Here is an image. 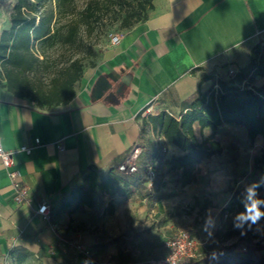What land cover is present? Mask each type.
<instances>
[{
    "label": "crops",
    "instance_id": "1",
    "mask_svg": "<svg viewBox=\"0 0 264 264\" xmlns=\"http://www.w3.org/2000/svg\"><path fill=\"white\" fill-rule=\"evenodd\" d=\"M152 5L118 45L109 42L66 105L41 107L17 98L0 77V144L13 160L7 169L0 159V264H17L19 257L77 264L70 240L80 219L94 256L138 264L141 246L152 255L168 252L162 236L172 237L174 210L208 200L221 212L245 182L241 178L225 192L233 175L209 165L222 152L202 161L195 182L181 187L180 171H171L165 161L183 152L155 133L147 119L165 112L179 120L200 94L218 91L219 80H233L230 69L248 66L253 48L264 41V0H152ZM8 26L0 18V39ZM263 84L257 77L253 85ZM150 106L153 114L145 115ZM231 128L246 132L224 124L216 139ZM212 133L203 131L206 137ZM24 146L31 152L21 151ZM134 146L141 149L143 174L157 167L154 186L133 179L104 192L92 188L86 176L102 183L112 170L121 174L118 167ZM9 170L21 173L28 189L24 203L15 201ZM81 190L91 199L78 205ZM44 203L51 209L47 220L37 213Z\"/></svg>",
    "mask_w": 264,
    "mask_h": 264
},
{
    "label": "trees",
    "instance_id": "2",
    "mask_svg": "<svg viewBox=\"0 0 264 264\" xmlns=\"http://www.w3.org/2000/svg\"><path fill=\"white\" fill-rule=\"evenodd\" d=\"M14 1L10 27L3 31L0 39V65L3 68L0 77L4 81V87L15 97L30 98L41 107L68 104L74 98L76 85L84 74L79 61L60 69L48 91L41 88L33 89L28 74L46 67L49 63V57L44 50L48 44L57 41L64 44L74 42L80 32L87 33L103 20L102 9L96 5L97 3H91L80 10L75 0ZM148 3L147 13L142 15L143 11H139L135 19L130 21L126 17L123 28L129 30L144 21L153 8L152 0ZM257 77L264 78V41L253 48L248 66L240 69L233 80H219L218 91L212 89L200 94L179 120L165 112L148 117L147 124L152 126L153 131L162 136L168 144L176 146L183 152L181 157H172L165 161L171 171H180L177 182L181 187L195 182L198 165L202 161L223 152L221 142L216 139V131L224 124L244 127L251 143L259 136L264 138V84L253 85ZM196 127L200 129V136L196 135ZM205 129H211L213 133L206 137L203 134ZM253 165L260 178L248 181L233 192L229 204L222 210V215L229 218L223 234L226 239L238 237V242L250 250L263 251L264 218L251 227L245 225L244 229L234 226V217L243 211L242 201L245 189L249 185L259 183L257 194L258 197L264 198V147L254 158ZM149 169H153L157 175V167L152 165ZM149 169L146 175L141 169L137 175L122 172L117 174L112 170L102 183L90 175L86 176V180H91L92 188L97 187L101 192L120 184L129 186L133 179L147 187ZM76 197L79 199L78 205H83L91 199L90 195L82 190ZM168 255L169 249L166 257ZM212 257L214 259L210 264H264V254L244 260L231 258L230 251L225 253L223 248ZM23 260L25 259L19 257L17 262L21 263ZM159 260L161 259H157L153 264H158ZM200 263L197 256L194 259H184L179 264Z\"/></svg>",
    "mask_w": 264,
    "mask_h": 264
},
{
    "label": "rangeland",
    "instance_id": "3",
    "mask_svg": "<svg viewBox=\"0 0 264 264\" xmlns=\"http://www.w3.org/2000/svg\"><path fill=\"white\" fill-rule=\"evenodd\" d=\"M78 9L82 10L89 4L98 5L103 11V20L99 24H95L87 33L80 32L75 38L74 42L70 44L60 43L59 41L54 44H48L45 47L46 55L49 57L46 67H42L35 72L28 74V79L33 85V89L41 88L48 91L53 83L54 77L60 69L68 67L72 62L79 61L83 67V73L91 68L98 66L102 53L105 47L109 44V35L111 33L124 34L127 29L123 28L124 19L134 20L139 11H143L142 15L146 14L149 10V0H75ZM14 0H0V18L9 21L10 15L13 12ZM143 9V10H142ZM0 65V71H2ZM77 86V85H76ZM31 100L30 98H27ZM223 147V154L216 157L214 161L209 163L210 169L214 172L220 170L228 171L232 176L228 184L221 185L225 192L231 189V186L238 182L241 178H245V182L239 187H242L248 181L257 180L260 174L254 169V158L259 155L264 147V141L259 138L254 143H250L247 138L245 130L241 128H231L229 130L223 129L217 138ZM138 171L132 173L137 175L139 173V163L137 165ZM225 196H223L224 198ZM197 205L190 202L185 207L174 210L177 215L176 225L170 226L172 237L179 231H186L194 239L197 245V253L200 264H210L213 261L212 255L217 253L221 248L225 249V253L230 251L231 258H241L244 260L257 258L264 254L263 251H253L246 247L244 244L238 242V237L226 239L224 231L229 223V218L222 215V211L218 209L213 210V202L208 205ZM211 210V215L215 221V226L211 229V235L203 230L205 218ZM86 213V212H85ZM84 216V212L79 213ZM82 220H76L73 227V233L70 243L73 246L75 241L80 242L86 247H90L89 243L84 240V226ZM89 228V227H88ZM165 234V235H164ZM162 236V242L165 244L168 237L165 232ZM165 239V240H164ZM264 245V244H263ZM166 247V245H163ZM140 257L137 259L138 264H153L157 259L166 258V252L159 249L158 254L152 255L145 247L141 246ZM159 248V247H158ZM115 253V250H112ZM94 255V254H93ZM96 264H111L106 261L102 256H94ZM113 262L116 264V260ZM127 262V261H126ZM131 262V261H129ZM136 260L134 259L135 263ZM46 263V260H45ZM18 264H42L39 259H25ZM77 264H80L77 262Z\"/></svg>",
    "mask_w": 264,
    "mask_h": 264
},
{
    "label": "built area",
    "instance_id": "4",
    "mask_svg": "<svg viewBox=\"0 0 264 264\" xmlns=\"http://www.w3.org/2000/svg\"><path fill=\"white\" fill-rule=\"evenodd\" d=\"M123 34L111 33L109 35L110 44L113 46L118 45L122 40ZM239 72L238 69L232 68L229 70L228 75L230 78H234ZM145 115H151L152 106L148 107L145 112ZM21 151L30 153L31 149L27 146H24L20 149ZM141 154V149L139 146H134L130 151L129 155L118 167V171L126 174H132L137 171V161ZM0 159L5 168L10 169L13 166L12 152L6 151L0 144ZM8 176L12 181V188L15 195V201L17 203H24L28 194V189L23 186L21 182V173L17 170H9ZM156 173L153 169L148 171V187H152ZM37 213L41 215L45 220L50 217L51 209L50 206L44 203L41 205ZM165 244L169 249V255L159 260L158 264H179L184 259H194L198 256L197 245L194 239L186 231H179L175 234L174 237L165 240ZM73 248L76 252L78 260L81 264H96L94 261V255L92 249L82 245L80 242L75 241ZM107 264V263H103Z\"/></svg>",
    "mask_w": 264,
    "mask_h": 264
},
{
    "label": "clouds",
    "instance_id": "5",
    "mask_svg": "<svg viewBox=\"0 0 264 264\" xmlns=\"http://www.w3.org/2000/svg\"><path fill=\"white\" fill-rule=\"evenodd\" d=\"M259 183H253L245 189L243 199V211L236 214L234 217V226L239 229H244L245 225L251 227L256 224L261 218H264V198L258 197L257 188ZM215 226V221L209 210L205 218L203 230L211 235V229ZM242 235L244 232L242 231Z\"/></svg>",
    "mask_w": 264,
    "mask_h": 264
}]
</instances>
